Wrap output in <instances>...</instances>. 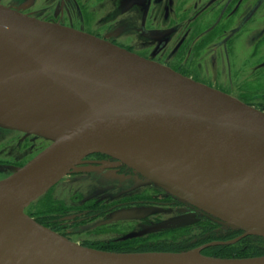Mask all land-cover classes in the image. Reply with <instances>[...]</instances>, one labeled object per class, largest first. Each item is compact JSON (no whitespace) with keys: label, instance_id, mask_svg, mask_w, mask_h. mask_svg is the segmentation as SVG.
<instances>
[{"label":"water","instance_id":"1","mask_svg":"<svg viewBox=\"0 0 264 264\" xmlns=\"http://www.w3.org/2000/svg\"><path fill=\"white\" fill-rule=\"evenodd\" d=\"M67 117L79 120L69 129L50 125ZM0 126L51 142L0 180V264H264V256L216 258L198 249H92L26 213L101 153L226 226L264 238V111L113 43L0 5Z\"/></svg>","mask_w":264,"mask_h":264},{"label":"flooded vegetation","instance_id":"2","mask_svg":"<svg viewBox=\"0 0 264 264\" xmlns=\"http://www.w3.org/2000/svg\"><path fill=\"white\" fill-rule=\"evenodd\" d=\"M0 5L113 43L248 105L252 106L248 98L256 100L262 95L264 80L260 78L259 63L264 57V0H0ZM245 48L250 51L248 60L252 63L248 69L240 64ZM183 50L187 57L175 60ZM169 56L174 58L173 63L161 60ZM207 59L209 71L216 76L210 81L195 75L206 66ZM245 72L251 73L246 80ZM220 78L225 79L222 85ZM224 86L246 90L240 98L225 91ZM77 167L87 170L74 169L67 176L80 173L77 177L84 183L79 181L82 189L76 193V214L69 218V210L65 209L64 224L78 223L96 237L79 245L116 253H184L198 249L202 255L216 258L264 256L259 250L262 246L255 247L260 243H251L261 237L246 236L226 226L113 156L93 154ZM34 204L26 209L28 215L69 238V233L58 230L60 225L46 221L56 218H49L48 213L44 218L39 216ZM47 208L49 213L55 210L53 204ZM226 242L231 243L212 245Z\"/></svg>","mask_w":264,"mask_h":264},{"label":"rangeland","instance_id":"3","mask_svg":"<svg viewBox=\"0 0 264 264\" xmlns=\"http://www.w3.org/2000/svg\"><path fill=\"white\" fill-rule=\"evenodd\" d=\"M128 40H131V39H128ZM139 42H140V40H139ZM133 43L136 44L137 41H134ZM136 47H139V43L136 45ZM176 48L174 49L175 51H177ZM166 52H168V51L166 50ZM249 52L250 51L247 48H245L243 51V55L240 56V58H241L240 64L243 65V68L250 67L252 65L251 61L248 60ZM179 55H180V57H176L175 60H179V59L181 60V59L187 57L186 56L187 51L183 50L179 53ZM172 58L173 57L169 56V58H163V59L161 58V60L165 63H173ZM189 58L192 59V57H189ZM205 64H206V66L205 67L203 66V68H201L202 71L195 73V75L198 78L206 80V81L214 80L216 78V76L214 75L215 72L213 71V74H212V72L209 71L210 60L207 59ZM246 69H248V68H246ZM259 71H260L261 81H263L264 80V57L261 59V61L259 63ZM187 72L189 74H193V72H189V71H187ZM244 74H245L244 80H246L248 77L251 76V73H249V72H245ZM224 81H225V79L220 78V84L221 85ZM222 88L225 91L233 93L234 95H236L240 98L242 97V92L246 90L243 87L242 88H238V87L232 88L229 86H226V87L224 86ZM260 94H262L260 99H256V100H254V98L253 99L248 98V99L252 100V106H254L255 108H257L261 111H264V87L261 88ZM248 96H250V95H248ZM0 128H1V130H0V180L7 178L8 176H10L13 173L9 166H24L26 163H28L30 160H32L36 155H38L41 151H43L49 144H51L50 141H48L44 138H42V139H39L36 137L27 138L25 136L24 132L4 128L1 126H0ZM116 159L122 161L119 158H116ZM122 162L125 163L124 161H122ZM125 164L128 165L127 163H125ZM128 166L131 167L130 165H128ZM131 169H132V167H131ZM80 175H82V174L77 173V174H72V176L66 177L65 179H63V181H61L60 184L55 186V188L53 190L49 191L46 195L41 197L34 204L35 206L37 205L38 212H40V213L41 212L42 213L49 212V211H47V209H48L47 207H49V205L53 204L55 207V210L51 213H48V214L50 216L49 218L52 217V218H56V219L46 220V221H48L47 223H49L50 225H53V226H54V224L60 225V226H58L59 227L58 230H60L61 233H64L65 235L67 233H69V234H67L69 236V238L71 240H73L74 242H77V243L82 242L85 239L96 238L90 232L87 234V232L85 231L87 229H84L85 226H84V228H81L80 226H78V223H73V224L68 223L67 225H66V223L64 224L63 217H64V215H66L64 213L65 209L69 210V214H68L69 218H73L74 215L76 214V211H73L77 207L76 205H78V203H79L77 196H76V193L78 190L82 189V186L79 183V181L83 180L82 178L77 177ZM141 176L144 177L142 174H141ZM70 211H72V212H70ZM44 215H42V216L44 217ZM54 221H56V222H54ZM69 222L71 223V221H69ZM251 243H253L254 245L260 243L258 245H255V247L257 246L259 248L262 246L259 250L264 251V239H261V238L253 239V240H251ZM253 244L248 243L247 245L252 246ZM237 250H238V248L236 247V251ZM259 252H262V251H259Z\"/></svg>","mask_w":264,"mask_h":264},{"label":"bare ground","instance_id":"4","mask_svg":"<svg viewBox=\"0 0 264 264\" xmlns=\"http://www.w3.org/2000/svg\"><path fill=\"white\" fill-rule=\"evenodd\" d=\"M16 10L21 11L20 8H17ZM78 120H79L78 118L67 117L63 120H55L54 122L50 123V125H52L54 128H58V129H64V128L69 129V128L73 127ZM84 170H87V168H85V167H76L75 168L76 172L84 171Z\"/></svg>","mask_w":264,"mask_h":264},{"label":"trees","instance_id":"5","mask_svg":"<svg viewBox=\"0 0 264 264\" xmlns=\"http://www.w3.org/2000/svg\"><path fill=\"white\" fill-rule=\"evenodd\" d=\"M47 213H49V212H44V213L41 212V213H39L38 215H39V216H42V215L47 214ZM43 218H44V217H43Z\"/></svg>","mask_w":264,"mask_h":264}]
</instances>
